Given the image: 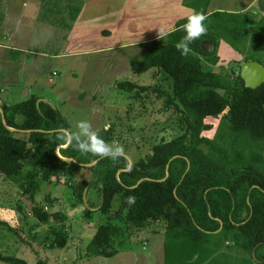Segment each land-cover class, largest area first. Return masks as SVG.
Here are the masks:
<instances>
[{"label": "trees", "instance_id": "16d2710c", "mask_svg": "<svg viewBox=\"0 0 264 264\" xmlns=\"http://www.w3.org/2000/svg\"><path fill=\"white\" fill-rule=\"evenodd\" d=\"M209 1L182 0L192 12L207 16V32L189 45L187 56L177 51L176 44L185 35L182 25L192 12L179 18L165 39L155 37L139 43L141 56L129 58L133 73L163 72L170 80V90L130 80L116 83L140 106L150 93L155 94L161 100L162 111L168 112L169 118L175 115L178 122L174 128L168 125L170 138L152 141L146 157L130 165L126 156L113 161L83 155L75 144L60 148L57 154L62 141L57 140L56 130L69 129L68 119L45 101H39L37 106L39 97L34 94L0 105L5 121H1L0 112V177L17 183L22 201L28 203L27 210L37 221L49 224L53 235L49 246L65 245L64 227L52 228L50 218L57 219L58 215L44 209L34 197L39 180L59 182L69 178L74 197L81 203L84 189L87 187V194L88 187L93 186L101 197L98 210L108 217L96 226L86 255H115L114 236L130 240L134 231L143 238L142 231H163L164 264H264V155L259 152L263 149L260 142L264 141V82L247 87L239 72L238 81L231 83L202 67L203 60L217 64L221 40L237 52H242L246 43L254 44L264 15L252 25L248 11L207 12ZM73 2L67 3L72 21L82 4ZM205 41L212 43L211 51L203 49ZM249 59L258 60L249 54L244 61ZM208 117L219 119L212 137L203 135L214 126L205 120ZM125 126L128 128L126 123ZM117 132L116 126L114 131L110 124L100 137L117 144ZM94 159L98 163L93 164ZM86 169L91 172V179L83 174ZM129 196L136 198L132 205L127 203ZM115 197L119 203L111 215L110 205ZM52 200L47 199L51 203ZM16 208L23 209L18 204ZM0 221L13 230L8 220ZM232 244L236 251L244 253L237 261L233 254L222 250L224 246L231 249ZM171 252L174 263L170 261ZM0 260L28 264L22 257L1 252ZM36 264L48 263L39 259Z\"/></svg>", "mask_w": 264, "mask_h": 264}, {"label": "rangeland", "instance_id": "374dc122", "mask_svg": "<svg viewBox=\"0 0 264 264\" xmlns=\"http://www.w3.org/2000/svg\"><path fill=\"white\" fill-rule=\"evenodd\" d=\"M175 1L178 2V0H74L73 5L82 3L81 9L93 2L95 7L100 6L98 7L100 11L95 14L84 10L85 17L92 16L95 21L87 24L91 33H81L78 28L69 33L89 41L85 43L86 48L94 49L99 45L106 48L109 45L115 49L89 56L58 58L50 54L63 49V39L67 36L68 29H72L75 23L68 14V0H0V44L7 46L27 44V48L35 44L39 47V52L44 51L47 54V56H39V54L24 53L30 59L27 61L22 58L26 65L20 69L21 64L13 63L1 53L0 61L5 63L4 66L0 63V98L5 102L15 103L27 99L31 94H36L42 96L43 101L57 108L62 117L69 116L72 119L78 118L79 113L76 109L78 104L81 106L80 114L91 118V124L92 122L102 124L109 120L114 131L116 126L118 136L115 134L114 138L117 144L124 147L129 165L140 157H146L152 141L160 138L168 139L172 136L168 125H173V128L178 125L176 117L174 115L169 118V113L162 111L161 100L155 94L153 96L150 93L149 101L145 98L143 106H140L141 104L132 102L133 99L129 98L127 91L119 90L116 83L130 80L138 84L160 86L170 90V80L163 72L154 74L155 70H148L140 74L133 73L130 70L129 58L133 55L140 57L142 49L139 43L144 42V38L151 36V39L157 34L156 32L150 34L152 31H148L147 26L153 27L156 31L160 28L168 31L175 26L174 21L177 18L187 15L186 7L180 3L182 0L178 3ZM226 5L232 8L240 6L239 3L232 4V1L221 3L220 0H212L211 3L212 8ZM261 5L260 0H256L249 9L237 11L241 14L248 11L250 24L255 25L264 15ZM4 18L12 20V26L3 27ZM259 27L261 33L257 35L254 44L246 43L243 51L237 52L223 41V46L226 47L227 44L230 50H233L232 56L227 55V51H230L227 47L223 52L217 51L219 57L217 64L212 65L203 60L202 67L205 70H213L222 78L235 83L238 81L239 67L245 62L247 55L252 54L264 65V18L260 21ZM122 43L127 44L124 48L118 49L119 44ZM202 47L205 51H211L213 45L210 41H205ZM85 57L89 58L85 60L86 65L82 62ZM88 62L89 64L93 62V65L89 66ZM85 66L91 78L79 77L83 74ZM16 68L17 71L14 72ZM94 78L98 79L97 84ZM82 79L91 82L87 87L93 88L89 98L83 100L76 94ZM39 99L40 97L37 101ZM205 120L212 122L214 126L211 130L204 131L203 135L212 137L219 119L208 117ZM260 146L263 149L259 152L264 155V141L260 142ZM83 174L88 179L92 177L87 169ZM68 180L69 178L59 182L39 180V187L34 197L40 206L58 215L57 219L55 216L50 218L52 228L55 226L57 229H62L59 225L64 227L67 237L65 245L58 247L53 244L51 247L49 245L53 242V235L50 234L49 224L37 221L27 210L25 204L28 203L22 201L21 190L17 183L0 177V218L8 220L14 227L13 230L8 229L0 221L2 254L22 257L28 264H36L39 259L48 264H164L161 245L164 239L163 231H142L144 235L142 241L135 240V237L140 236L136 231L132 233L130 240L128 238L122 240L121 237L114 236L112 245L117 249V254L111 257L86 255V246L96 226L104 223L108 217L99 210L91 209L100 206L98 203L101 202V197L93 186L88 187L89 191L85 194L86 200L88 199L86 202L89 203L87 207L74 197ZM47 196L50 200L53 199L52 203L47 201ZM118 203V198L115 197L110 205L109 214L114 213ZM17 204L23 209L18 210ZM119 224L124 225L122 221ZM159 224L161 227L160 222ZM235 248L232 244L230 252L237 261ZM174 256L171 252V263H174ZM0 264L8 263L0 260Z\"/></svg>", "mask_w": 264, "mask_h": 264}, {"label": "crops", "instance_id": "0c3cea01", "mask_svg": "<svg viewBox=\"0 0 264 264\" xmlns=\"http://www.w3.org/2000/svg\"><path fill=\"white\" fill-rule=\"evenodd\" d=\"M179 1L180 0H178V2ZM226 1H228V2L229 1H232V4H234V5L236 3H239L240 6H238V8H235V7L232 8L231 6H227L228 5V3H227L226 6H218L216 8H212L211 7L212 0H210L209 1L208 8H207V12H212V11H215V10H222V9H224L226 11H233V12H240V11H237V10H241V12H242L245 9L246 10L249 9L251 7V5L253 4V2H256V0H225L224 2H226ZM175 2L178 3L177 1H175ZM220 2L221 3H224V2H222V0H220ZM260 2L262 4L261 7L263 8L264 7V5H263L264 4L263 3L264 0H260ZM180 3L182 4V1ZM94 4L95 3L90 2V4H89L90 6L89 5L88 6H83L84 8L83 9H80V11H79L76 19L74 20L75 23H73V27L71 26L72 29H68V34L63 39V42H64V43H62L63 49L60 50V51H57L54 54H50V56H55V57H58V58H65V57L73 58L74 56H89V55H92L94 53H103L106 50L109 51V50H114L115 49V48H113V47H111L109 45L106 48L105 47H102L101 45L96 46V48H94V49L86 48V44L85 43H87L89 41H86L85 38L84 39H81L80 37H78V38L77 37H74V36H72V33H69V32H73L74 29H76V28H78V30L81 33H87V32H90L91 31L90 27L87 28V26H88L87 24L89 22L94 23L95 21L92 19V16L85 17L84 10H86V12H92V13L97 14V12L100 11V9H98V7H100V6L96 4L97 6L95 7ZM81 8H82V4H81ZM190 9L191 8H189V7H186L185 8V13H187V15H189L192 12V9L191 10ZM187 15H185V16H187ZM182 16L185 17L184 15H182ZM7 18H9V14H7ZM7 18H4L3 19V25L2 26L3 27H6V28H9L10 26H12L13 21L12 20H9ZM178 19L179 18H177L174 21V24L176 23V21ZM147 30L148 31H150V30L152 31L150 34H152L154 32H156V33L158 32V31L154 30L153 27H149V26H147ZM165 32H167V31H165ZM150 37L151 36L144 38L145 41L150 40ZM155 37H157V34L153 38H155ZM94 41H97V40H94ZM223 43H224L223 40H221L220 43H219L218 52H221V50L223 52L227 47L229 48V46L227 44H226V47L223 46ZM126 44L127 43L119 44L118 49L120 47L121 48H124V45L126 46ZM130 44H132V43H130ZM27 46H28L27 44L26 45L24 44V46H17V45L7 46V45H4L2 43V44H0V54L3 53L4 57H6V58L8 57L7 59H9L10 61H12L13 63L21 64L20 65V69H23V67L26 65V63L24 61H22V58L26 59L27 61L30 59V57H28L27 55H24V53H29V54H33L34 53L35 55L39 54V56H41V55L47 56L46 52H44V51L43 52H39L40 51V50H38L39 47L36 46L35 44H33L32 47H28L27 48ZM11 49L17 50L18 52H14L13 53V51L11 52ZM87 49H91V50H87ZM229 50H230V48H229ZM227 53H228L227 55H230L231 54V56H232L233 50L227 51ZM88 59H89L88 57H85V58H83V61L82 62H84L85 65H86V61L85 60H88ZM0 63H1V61H0ZM3 63H5V61ZM3 63H1V64L4 66ZM88 64H89V62H88ZM91 65H93V62H90L89 66H91ZM16 71H17V68L14 70V72H16ZM54 73L55 72H52V74H54ZM82 73L83 74L81 76H79V77H81V78L90 77L89 72H86V66H85V69H84V71ZM98 78H99V76H98ZM94 81L95 82L96 81L98 82V79L97 78L96 79L94 78ZM97 82H96V84H97ZM88 85H91V82H87L85 79H82L81 82L79 83L78 87H77L76 94L78 95V97L82 98V100L84 98H89V95H91L93 93L92 92L93 91V88H88L87 87ZM34 95H36V94H34ZM36 96L40 97V99H39L40 101L43 98L42 96H39V95H36ZM0 101H1V103L4 102L6 104H12V103H9L7 101L6 102L3 101L1 98H0ZM80 107L81 106L77 104L76 109H77V111L79 113L77 119H72V117L70 118L69 116L67 118L68 119V124H69V129L72 130V131H75L76 130L75 127H74V125H75V123L77 121H79V120H86L87 121L89 119V117H87V115H85V114L84 115H81L80 114V110H81ZM90 119L88 120V122L91 124ZM70 120H71V122H70ZM91 125H93L92 126L93 130L99 136H101V135H103L104 131L109 127L110 124H109V120H108V121H104L102 124H98L96 122H94V123L92 122ZM94 209L95 210H98V207H95ZM141 238H143V237L142 236L141 237L140 236L139 237L137 236V237H135V240L136 239L137 240H140ZM161 245H162V250H163V241L161 242ZM222 250H225V251L230 252L231 249L230 248L222 247ZM230 253L232 254V252H230ZM235 254L237 256H243L244 253L243 252L235 251Z\"/></svg>", "mask_w": 264, "mask_h": 264}, {"label": "clouds", "instance_id": "9594fccd", "mask_svg": "<svg viewBox=\"0 0 264 264\" xmlns=\"http://www.w3.org/2000/svg\"><path fill=\"white\" fill-rule=\"evenodd\" d=\"M207 16L203 12L193 11L191 15L187 16L186 23L182 25V30L185 35L180 42L176 44L177 51L182 56H187L191 51L189 45L198 40L202 35H205L207 28L205 21ZM168 35L163 28L158 29L157 39L163 40ZM75 131L68 128H58L56 130V138L62 143L57 149V154L60 148L67 149L75 144V148L83 155L91 154L97 158H109L113 161L125 157V150L122 145L107 143L102 137H100L92 128V125L86 120H79L74 125ZM67 162V161H65ZM93 164L98 163V160L94 159ZM136 198L134 196L127 197V203L132 205L135 203Z\"/></svg>", "mask_w": 264, "mask_h": 264}, {"label": "water", "instance_id": "95a60500", "mask_svg": "<svg viewBox=\"0 0 264 264\" xmlns=\"http://www.w3.org/2000/svg\"><path fill=\"white\" fill-rule=\"evenodd\" d=\"M239 75L241 79L243 80V83L247 87H257L258 85L262 84L264 82V65L254 59L247 60L243 62L240 67H239ZM38 100L36 102L37 106L39 104ZM46 102V101H45ZM0 101V105H1ZM0 112L2 113V118L1 121L5 123L4 121V115L0 106ZM12 129V128H10ZM69 160V159H66ZM87 187L84 189L83 194H82V201L83 203L88 207V204L86 202L85 194H86ZM98 207V206H97ZM94 209V208H91Z\"/></svg>", "mask_w": 264, "mask_h": 264}]
</instances>
